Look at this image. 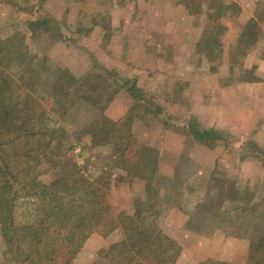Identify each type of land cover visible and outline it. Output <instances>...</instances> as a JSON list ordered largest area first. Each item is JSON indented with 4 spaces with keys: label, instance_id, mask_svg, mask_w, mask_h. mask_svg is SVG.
<instances>
[{
    "label": "rangeland",
    "instance_id": "1",
    "mask_svg": "<svg viewBox=\"0 0 264 264\" xmlns=\"http://www.w3.org/2000/svg\"><path fill=\"white\" fill-rule=\"evenodd\" d=\"M188 2L200 11L190 14ZM215 4L225 7L218 22L208 19ZM43 17L51 19L52 31L32 35L29 22ZM252 19L257 38L243 40ZM14 36L24 37L31 57L47 59L46 79L67 68L78 79L92 74L98 85L94 98L88 99V84L70 97L58 123L66 131L62 153L55 166L37 168L41 183L102 176L116 213L131 215L145 202L180 247L174 264H246L264 222L237 208L234 198L242 192L255 212H264V0H0V39ZM125 83L140 92L130 93ZM138 95L163 111L134 120L131 128L134 139L158 155L149 195L112 144L96 145L83 134L101 116L121 118ZM188 124L217 130L221 138L200 143ZM33 209L20 199L17 221L30 219ZM124 238L121 227L92 234L73 264H122L110 246ZM0 264H16L1 227Z\"/></svg>",
    "mask_w": 264,
    "mask_h": 264
},
{
    "label": "trees",
    "instance_id": "2",
    "mask_svg": "<svg viewBox=\"0 0 264 264\" xmlns=\"http://www.w3.org/2000/svg\"><path fill=\"white\" fill-rule=\"evenodd\" d=\"M186 8L190 14L200 11L193 2H188ZM224 8L221 4L210 5L208 19L218 22ZM50 23L47 17L29 22L32 35L39 29L51 32ZM258 33L252 19L242 34L243 40H256ZM53 36L62 38L59 34ZM24 40L21 36L0 39V227L12 259L16 264H73L92 234L107 236L121 227L125 238L110 250L116 252L122 264H174L180 247L147 213L145 202L138 201L131 215L116 213L109 200V184L102 176L89 180L69 175L50 184L39 181L37 168L43 163L55 166L62 153L66 131L58 123L68 113L70 97L88 84V99L94 98L98 85L91 83L92 74L78 79L67 68H57L46 79L47 59L31 57ZM13 67L19 69L17 74L10 72ZM123 85L130 93L139 91L135 84ZM137 97L121 118L101 116L83 134H91L96 145L112 144L114 156L130 169V177L145 181L149 195L157 179L158 155L155 149L139 144L131 128L134 120L150 114L159 116L163 111ZM188 129L200 143L221 138L214 129H200L193 124H188ZM20 199L35 207L31 218L23 222L17 221L15 212ZM234 200L239 203L237 208L252 211L264 222V212H255L256 204L250 206L251 200L242 192ZM246 264H264V230L258 240L251 242Z\"/></svg>",
    "mask_w": 264,
    "mask_h": 264
}]
</instances>
